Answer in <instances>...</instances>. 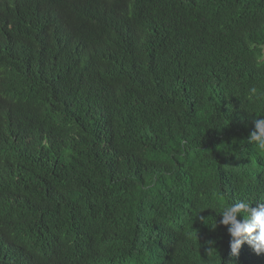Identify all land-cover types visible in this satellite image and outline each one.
<instances>
[{
	"label": "trees",
	"instance_id": "16d2710c",
	"mask_svg": "<svg viewBox=\"0 0 264 264\" xmlns=\"http://www.w3.org/2000/svg\"><path fill=\"white\" fill-rule=\"evenodd\" d=\"M253 86L264 0H30L0 16V264H264L212 229L222 205L264 200Z\"/></svg>",
	"mask_w": 264,
	"mask_h": 264
},
{
	"label": "clouds",
	"instance_id": "9594fccd",
	"mask_svg": "<svg viewBox=\"0 0 264 264\" xmlns=\"http://www.w3.org/2000/svg\"><path fill=\"white\" fill-rule=\"evenodd\" d=\"M30 8V0H0V16L6 21L17 10ZM34 19L38 22H55L63 26L62 11L36 10ZM264 95L256 87L248 90V96ZM254 127L247 136V143L255 145L257 151H264V115L253 120ZM224 226L228 235L229 256L239 257L241 247L246 243L257 256L264 253V200L254 203L241 199L238 202L224 204L219 208V215L212 224L215 230Z\"/></svg>",
	"mask_w": 264,
	"mask_h": 264
}]
</instances>
